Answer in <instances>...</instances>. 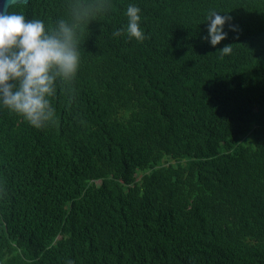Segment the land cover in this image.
Listing matches in <instances>:
<instances>
[{
    "label": "trees",
    "instance_id": "obj_1",
    "mask_svg": "<svg viewBox=\"0 0 264 264\" xmlns=\"http://www.w3.org/2000/svg\"><path fill=\"white\" fill-rule=\"evenodd\" d=\"M106 2L53 119L0 109V264H264V0ZM129 4L141 41L113 35ZM210 10L238 27L215 47Z\"/></svg>",
    "mask_w": 264,
    "mask_h": 264
},
{
    "label": "clouds",
    "instance_id": "obj_2",
    "mask_svg": "<svg viewBox=\"0 0 264 264\" xmlns=\"http://www.w3.org/2000/svg\"><path fill=\"white\" fill-rule=\"evenodd\" d=\"M0 11V109H8L39 129L53 119L50 98L55 95L58 81H69L80 64V43L87 23L107 12L106 0H89L69 10L68 18L57 19L46 25L42 19H27L12 11L15 0H5ZM141 9L135 4L126 8L127 25L117 29L114 36L126 33L137 41L144 39L140 26ZM210 10L207 33L202 37L215 47L227 38L225 31L237 32L231 18ZM221 56L233 52L231 44L223 46Z\"/></svg>",
    "mask_w": 264,
    "mask_h": 264
},
{
    "label": "water",
    "instance_id": "obj_3",
    "mask_svg": "<svg viewBox=\"0 0 264 264\" xmlns=\"http://www.w3.org/2000/svg\"><path fill=\"white\" fill-rule=\"evenodd\" d=\"M29 0H15L16 4H26ZM6 8L5 0H0V11H4Z\"/></svg>",
    "mask_w": 264,
    "mask_h": 264
},
{
    "label": "bare ground",
    "instance_id": "obj_4",
    "mask_svg": "<svg viewBox=\"0 0 264 264\" xmlns=\"http://www.w3.org/2000/svg\"><path fill=\"white\" fill-rule=\"evenodd\" d=\"M167 2V1H166ZM175 10V9H174ZM181 12V11H180ZM184 15V14H183ZM164 21V20H163ZM177 23V22H176ZM184 24V23H183Z\"/></svg>",
    "mask_w": 264,
    "mask_h": 264
}]
</instances>
